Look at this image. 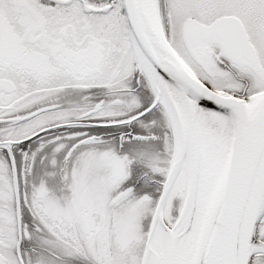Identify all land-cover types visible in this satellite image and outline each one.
<instances>
[{
	"label": "snow or ice",
	"instance_id": "snow-or-ice-1",
	"mask_svg": "<svg viewBox=\"0 0 264 264\" xmlns=\"http://www.w3.org/2000/svg\"><path fill=\"white\" fill-rule=\"evenodd\" d=\"M0 264H264V0H0Z\"/></svg>",
	"mask_w": 264,
	"mask_h": 264
}]
</instances>
